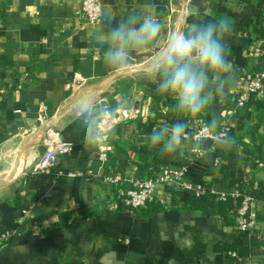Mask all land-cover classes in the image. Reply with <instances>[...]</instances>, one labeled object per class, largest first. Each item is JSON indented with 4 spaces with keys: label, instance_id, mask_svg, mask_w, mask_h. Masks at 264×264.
<instances>
[{
    "label": "crops",
    "instance_id": "crops-1",
    "mask_svg": "<svg viewBox=\"0 0 264 264\" xmlns=\"http://www.w3.org/2000/svg\"><path fill=\"white\" fill-rule=\"evenodd\" d=\"M101 1L102 21L90 26L77 14L80 0H0V232L21 233L0 247V264H264V201L253 199L257 218L248 232L237 228L236 219L225 224L213 213L188 208L164 185L153 199L163 208L152 214L122 202L129 179L162 167L187 166L189 183H209L219 151L233 145L246 174L243 187H264V111L254 103L261 97H251L236 114L226 138L197 143L182 137L178 148L160 157L159 146L148 141L154 127L173 122L190 133L198 116L213 133L220 130L243 74L264 68L255 51L264 44V0ZM142 13L162 22L161 38L132 48L130 62L114 72L105 63L108 45L101 37ZM220 17L231 25L225 37L230 65L215 77L224 91L210 74L214 98L198 116H189L177 110L171 94L158 91L152 60L172 32ZM83 97L91 99L94 116L119 107L135 110V116L116 123L100 119L95 145L85 148V116L75 108ZM106 124L112 128L101 137L108 151L100 163L97 139ZM56 136L73 144L69 153L49 173L35 172ZM197 147L203 149L199 156ZM77 171L82 174L70 175ZM107 176L121 179L106 182ZM61 216L67 217L64 226ZM242 241L248 254L230 260L224 246Z\"/></svg>",
    "mask_w": 264,
    "mask_h": 264
},
{
    "label": "clouds",
    "instance_id": "clouds-1",
    "mask_svg": "<svg viewBox=\"0 0 264 264\" xmlns=\"http://www.w3.org/2000/svg\"><path fill=\"white\" fill-rule=\"evenodd\" d=\"M162 28V22L155 15L143 13L117 24L110 33L101 37L108 45L105 63L114 72L125 67L131 59L130 50L155 44L161 38ZM230 30V21L224 17L193 23L184 31L168 35L166 45L159 49L152 60L153 71L160 78L158 91L161 94H171L181 113L198 116L214 98L209 89L210 74L216 88L220 92L224 91L215 77L230 65V49L225 42ZM75 108L85 116L84 147L94 146L96 125L102 117L93 115L89 97L81 98ZM185 128L186 125L180 122L154 127L148 141L152 146H159L162 153H171L180 146L182 137L186 135Z\"/></svg>",
    "mask_w": 264,
    "mask_h": 264
},
{
    "label": "built area",
    "instance_id": "built-area-1",
    "mask_svg": "<svg viewBox=\"0 0 264 264\" xmlns=\"http://www.w3.org/2000/svg\"><path fill=\"white\" fill-rule=\"evenodd\" d=\"M101 0H80L77 14L82 20L90 25L96 26L102 21L103 7ZM257 54L264 58V44L259 45L255 49ZM75 82L81 81L78 77H75ZM264 96V68L257 71H246L242 77V86L236 92L233 101L226 107L224 112L221 128L218 132L213 133L206 120L203 117H196L194 119V127L190 133H186L184 138H190L194 142H201L204 139H221L226 138L230 134L233 128V118L241 111L251 97H263ZM102 119L108 118L113 123L118 120L126 121L131 120L135 116V110L119 107L113 112L108 109H102L100 112ZM112 128V125H105L103 135H100L97 139V159L100 163H103L107 159L108 147L101 141V137L106 136ZM73 144L69 141L60 140L58 136L54 137L47 143L46 148L42 155L39 157L37 163L34 166V170L37 173H49L52 167H54L59 160L67 153H69ZM194 153L199 156L203 153V149L200 147L194 148ZM81 171L70 173L71 176L81 175ZM187 166L174 167H162L156 173L150 175L147 178L133 177L129 179V188L125 191L124 198L122 200L126 208L131 210H137L144 208L147 203L154 199L155 190L158 185L173 186L181 191H191L195 195H202L209 192L211 195L216 196L219 200H225L227 197L237 198L241 197V204L237 210L236 224L237 228L241 232H248L255 224L257 218V212L255 208L254 200L246 193H241L235 188H218V187H206L203 184H191L186 180ZM121 178L119 176L105 177L106 182H117ZM21 233L17 230H2L0 232V247L10 241L17 238ZM230 256H236L234 252H228Z\"/></svg>",
    "mask_w": 264,
    "mask_h": 264
},
{
    "label": "trees",
    "instance_id": "trees-1",
    "mask_svg": "<svg viewBox=\"0 0 264 264\" xmlns=\"http://www.w3.org/2000/svg\"><path fill=\"white\" fill-rule=\"evenodd\" d=\"M262 34L263 30L259 29ZM255 105L264 111V96L259 100H254ZM147 131L151 126L145 127ZM229 136V135H228ZM157 155L160 157L165 153L161 150L157 151ZM239 157L236 155V148L233 145L229 150H221L218 153L215 163V175L209 183H203L206 187H226L236 188L242 194L246 193L255 200L264 201V187L259 183L256 186L252 182L244 185V177L246 174L239 166ZM49 177V176H48ZM167 191L170 192L172 199L185 198L186 205L190 209L204 210L209 213L217 215L225 224H235L237 210L241 204V197L232 198L227 197L225 200H219L216 196L206 192L202 195H195L193 192L175 190L172 186H166ZM186 194V195H185ZM163 208L159 203L153 200L146 204L144 208L138 209L140 214H152ZM67 217L61 216V226L65 225ZM245 238V237H244ZM243 238V239H244ZM226 252H234L236 256H231L229 259L234 261L239 258H243L248 254L246 248V242L242 241L240 244L230 247L224 246Z\"/></svg>",
    "mask_w": 264,
    "mask_h": 264
},
{
    "label": "bare ground",
    "instance_id": "bare-ground-1",
    "mask_svg": "<svg viewBox=\"0 0 264 264\" xmlns=\"http://www.w3.org/2000/svg\"><path fill=\"white\" fill-rule=\"evenodd\" d=\"M17 169V168H16ZM7 172V171H6ZM9 172V171H8ZM14 175V174H13ZM6 178V177H5ZM4 181V180H3Z\"/></svg>",
    "mask_w": 264,
    "mask_h": 264
}]
</instances>
